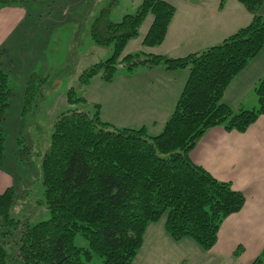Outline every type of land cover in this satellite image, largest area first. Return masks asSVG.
Instances as JSON below:
<instances>
[{"label": "trees", "instance_id": "1", "mask_svg": "<svg viewBox=\"0 0 264 264\" xmlns=\"http://www.w3.org/2000/svg\"><path fill=\"white\" fill-rule=\"evenodd\" d=\"M13 1L0 0V5ZM95 2L100 4L97 10ZM120 2L92 0L89 6L94 12L91 40L111 45L113 52L84 72L80 94L75 88L69 92V101L77 106L54 121L42 160L43 198L50 217L32 221L37 211L31 207L23 218L12 215L20 194L28 193L26 186L0 191V264H133L147 228L165 214L166 231L175 241L190 238L209 251L225 219L245 205L242 191L196 163L190 151L212 127L245 132L264 115V76L254 89L257 106L233 107L223 101L231 81L264 49V0H239L253 14L252 21L221 43L183 57L144 51L123 55L149 14L153 22L144 44L160 45L176 9L166 0H140L134 11L126 7L120 19L117 14L113 19ZM3 67L1 56L0 163L5 157L3 122L15 94ZM159 67L188 68L190 75L172 116L156 136L145 128L103 121L101 105L84 97L98 74L111 82L120 71L133 74ZM47 84L48 76L32 74L23 115L40 106ZM77 237L86 245H78ZM263 261L264 248L250 264Z\"/></svg>", "mask_w": 264, "mask_h": 264}, {"label": "crops", "instance_id": "2", "mask_svg": "<svg viewBox=\"0 0 264 264\" xmlns=\"http://www.w3.org/2000/svg\"><path fill=\"white\" fill-rule=\"evenodd\" d=\"M175 6L164 41L147 46L144 38L153 22L149 14L137 38L128 42L123 55L147 53L183 57L221 43L247 26L253 14L239 0H166ZM224 3V4H222ZM129 5V4H128ZM21 18L15 19V11ZM264 15V5L261 7ZM27 15L22 7L4 8L0 14V49L19 21ZM7 53V49H5ZM7 59L4 66L11 64ZM190 70L120 71L111 82L95 76L84 92L90 103L101 105V119L117 127L145 128L160 134L185 88ZM264 76V49L227 87L223 101L233 107H255L256 83ZM191 158L215 177L231 181L246 202L241 211L227 217L216 246L206 251L193 239L175 241L166 231V214L152 223L133 264H250L264 248V115L247 131H228L223 126L208 129L190 151ZM12 186V185H11ZM239 247L243 252L235 255Z\"/></svg>", "mask_w": 264, "mask_h": 264}, {"label": "rangeland", "instance_id": "3", "mask_svg": "<svg viewBox=\"0 0 264 264\" xmlns=\"http://www.w3.org/2000/svg\"><path fill=\"white\" fill-rule=\"evenodd\" d=\"M120 1L113 19L115 14L120 19L126 13L124 8L132 12L140 3L133 0L128 5L131 0ZM91 3L92 0H15L0 5V14L10 7H22L27 12L0 49L3 65L7 59L12 61L3 69L15 92L3 122L6 142L5 157L0 163V191L11 185L28 188V193H21L20 203L13 207L15 217L23 218L28 207L37 211L32 221L50 217L43 198L42 160L51 141L54 121L59 113L77 106L69 101V92L75 88L80 94L84 72L112 55L111 45L91 40L90 20L94 15L89 8ZM99 6L95 2L93 8L97 10ZM21 12L15 11V19L21 18ZM33 73L48 76V84L40 106L23 115L25 93ZM77 244L86 242L77 237Z\"/></svg>", "mask_w": 264, "mask_h": 264}, {"label": "water", "instance_id": "4", "mask_svg": "<svg viewBox=\"0 0 264 264\" xmlns=\"http://www.w3.org/2000/svg\"><path fill=\"white\" fill-rule=\"evenodd\" d=\"M120 68L122 67V65L119 66Z\"/></svg>", "mask_w": 264, "mask_h": 264}]
</instances>
